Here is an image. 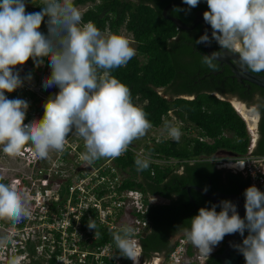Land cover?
Masks as SVG:
<instances>
[{
    "label": "clouds",
    "instance_id": "obj_1",
    "mask_svg": "<svg viewBox=\"0 0 264 264\" xmlns=\"http://www.w3.org/2000/svg\"><path fill=\"white\" fill-rule=\"evenodd\" d=\"M183 2L195 8L200 0ZM206 3L209 10L203 18L211 26L212 34L210 38L205 32L196 43L210 45L214 39L221 50L202 55V63L215 69V61L231 54L237 57L233 61L242 72L264 73V0ZM39 7V12H27L25 0H0V159H5V155L19 158L15 154L30 143L39 163L50 150L63 151L66 137L73 132L84 141L81 159L85 163L118 158L152 127L145 111L133 103L128 86L112 75L113 69L126 66L135 56V48L121 34L101 31L91 20L82 22L74 0H42ZM45 17L46 33L40 30ZM45 57L51 75L43 80L41 74L43 87L48 94L54 86L59 92L46 100L41 119L25 123L28 102L9 99L5 93L23 86L19 72L13 70L16 66L24 65L30 58L42 63ZM24 68L25 74L28 66ZM40 73L28 78L34 79ZM162 120L168 136L179 142L180 129L172 121L164 117ZM134 163L137 171H144L151 161L137 155ZM180 163L178 160L171 166ZM3 180L0 175V218L8 219L0 229L5 231L12 223L30 217L31 212L16 181ZM244 195V218L229 200L220 202L219 212L217 205L201 207L190 219V228L184 229L186 239L202 254L209 255L226 235L239 233L244 239L236 247L246 264H264V192L252 185ZM155 198L153 203L158 202ZM87 226L95 230V236L99 234L93 219L89 218ZM112 236L122 256L137 264L135 229L130 224L123 225ZM49 260L45 262V257L38 255L31 258V264H46Z\"/></svg>",
    "mask_w": 264,
    "mask_h": 264
},
{
    "label": "trees",
    "instance_id": "obj_2",
    "mask_svg": "<svg viewBox=\"0 0 264 264\" xmlns=\"http://www.w3.org/2000/svg\"><path fill=\"white\" fill-rule=\"evenodd\" d=\"M25 2L27 12L41 11L39 0ZM74 4L87 5L81 13L82 22L91 20L101 31L111 33H119L123 27L131 34L136 54L126 66L113 69L112 75L128 86L133 103L145 111L152 128L164 127V117L181 131L179 142L163 136L152 138L150 143L144 145L143 157L147 156L151 161L149 168L144 171H137L134 161L139 154L133 151L127 150L122 156L113 159L114 166L124 175L121 188L137 189L144 196L143 218L151 223V228L145 236L137 235V238L141 260L147 263L154 254L165 257L172 250L177 237L185 236L184 229L190 228V219L198 214L201 207L211 208L217 205V212L221 210L220 205L213 203L204 193L193 187H190L187 193V189L183 187L198 186L214 196L218 195L219 191L241 193L244 196L248 184L247 176L215 169L213 161L209 159L216 151L225 149L236 156H243L251 149L252 154L261 155L264 154V138L259 139L257 145L253 146L245 120L229 101L219 99L211 92L199 91V87H188L192 84L190 75L195 79V69L192 68L198 57L195 51H203L202 44L196 43L202 27L198 24L192 29H183L165 17H175L185 25H192L197 15L195 12L209 10L206 0H200L195 8H189L183 0L182 4L181 0H74ZM168 4L170 6L164 17L162 11ZM40 30L47 32L46 17ZM214 41L213 39L211 44L215 48ZM184 58L188 61H184ZM43 61L45 64L49 63L47 57L43 58ZM34 62L31 59L30 66L26 68V78L41 70ZM200 64L203 66L202 61ZM233 83L234 86L230 90L243 98V87L236 80L231 81V85ZM159 87L171 88L173 92H193L195 96L191 99H167L156 91ZM253 87L264 92V88L255 84ZM204 88L210 90L206 86H203ZM173 109L178 114L177 120L169 114ZM260 129L264 134V119L260 123ZM81 152H84L83 148ZM63 155H67V151ZM169 158L181 160L180 165L173 167L156 162ZM105 160L106 158H101L93 164L97 165ZM74 171V175L80 172L77 169ZM224 172L226 177L223 181ZM67 184L69 180L61 184V200L51 203V208L56 209V206L61 204ZM153 197L164 198L166 201L153 203L150 200ZM137 215L142 217L140 213ZM88 220L82 217L81 227H88ZM96 231L99 233L98 239L91 241L90 247L102 246L111 241L115 254L120 257L118 264H130V259L122 256L113 240L114 231H108L99 225ZM224 239L205 259V264H221L220 257L216 255L221 254ZM26 244L29 252H34L29 240ZM114 260L104 259V264H117ZM240 262L246 264L243 256ZM46 264L55 263L51 259Z\"/></svg>",
    "mask_w": 264,
    "mask_h": 264
},
{
    "label": "built area",
    "instance_id": "obj_3",
    "mask_svg": "<svg viewBox=\"0 0 264 264\" xmlns=\"http://www.w3.org/2000/svg\"><path fill=\"white\" fill-rule=\"evenodd\" d=\"M23 68L18 65L13 69L14 72H19L23 86L12 93L6 92L5 95L9 99L19 98L28 102L24 122L29 123L38 117L42 118L43 105L49 94L43 87L41 73L37 79H29L24 76ZM36 104H40L39 107ZM82 148L84 149L83 139L74 132L70 133L66 137L64 150L56 151L57 160L60 161L58 166L61 167L59 170L56 165L53 168L38 166L37 155L30 143L15 154L19 158H25V164L32 169L29 175L5 178V183L16 181L18 190L26 198L31 215L20 223H12L10 229H5L4 242L0 243V264H11L13 260L15 264H25V261L31 264V258L38 255L44 256L45 262L53 258L55 264H104V259L112 258L118 264L120 257L115 254L111 241L102 246H89L91 241L98 239L99 234L95 236L94 229L81 227L82 217L93 218L97 225L108 231H117L123 225L130 224L135 229L138 246L137 235H141L147 223L143 218V194L137 189L121 188L124 175L114 166L113 159L106 158L97 165L85 163L81 159ZM127 150L144 156L141 149H135L132 145ZM65 151L67 155H63ZM74 155L76 159L73 158ZM69 156L72 157L71 162ZM231 161L239 165L244 163L240 167L248 178L247 188L252 185L260 190L264 188V167H261L264 166V154L254 155L249 149L247 154L233 157ZM156 162L175 165L178 160L169 158ZM78 167L84 169L74 175L72 172ZM87 167L91 168L87 170ZM66 180H69V184L63 200L53 209L51 203L61 200L59 190ZM150 200L153 201L152 198ZM137 213L142 217L139 218ZM27 240L34 247L32 255L29 254ZM209 255L202 254L182 235L177 237L176 244L163 257L161 264H204Z\"/></svg>",
    "mask_w": 264,
    "mask_h": 264
},
{
    "label": "flooded vegetation",
    "instance_id": "obj_4",
    "mask_svg": "<svg viewBox=\"0 0 264 264\" xmlns=\"http://www.w3.org/2000/svg\"><path fill=\"white\" fill-rule=\"evenodd\" d=\"M195 17H194V19H195ZM198 19L203 20L204 19L203 14H201L198 17ZM193 24H194V22L192 23V25ZM198 24L202 27L201 28L202 30H205V25H202L201 23H198ZM198 24H196V25H198ZM196 25H194L192 28H194ZM189 26H191V25H189ZM208 26H209V24H208ZM210 31H211V29H210ZM211 34H212V32L210 34H208L210 38H211ZM214 43H215L214 44L215 48L212 47V44H210L208 46L209 50L212 53L214 51H220V47L217 44V42L214 41ZM195 53H198L197 54L198 57L196 58L197 62L195 61V66L191 65L192 68L195 69V79H193V77H194L193 75H190V77H191L190 80L192 81V84L188 87H194V88L199 87V89H198L199 91H208V92H211L216 97H218L219 99L229 101L235 109L237 108L236 111L245 120L243 113L236 106V103L244 105V109L246 110L247 115L249 117H251L250 118L251 120L254 119V121H252V123H254V127H252V130H249L247 127V131L249 133L252 145L253 146L257 145L259 139L264 138V134L262 133V131L260 129V123L264 119V92L261 91L259 88H254L253 87L254 84L245 80V79L240 78V81L242 82L241 83L238 80H236L237 78L235 76L230 77L232 75H235V73L231 71V70H233V68L224 61H222L221 63H220V61H215L214 62L216 64L215 69H210L205 64H203V66H201L200 61H202V54L203 55L207 54V52L204 48H203V51H195ZM184 61H188V59L184 58ZM198 61H199V63H198ZM227 61L234 67V69L236 71H238L237 66L232 62L231 58H228ZM218 71H220V72H218ZM212 72H217V73L213 74ZM254 75H258V76H261L264 78V73L254 74ZM233 80H236L238 83H240V86L243 87V90L241 92V94L244 95L243 98L240 95H238L237 92H232V90H230L234 86V83L231 85V81H233ZM203 86L210 88V90H208L206 88L203 89ZM247 86H248V88H247ZM156 91L159 94H161L162 96L166 97L167 99H172L175 97H183L186 99H191L195 96L193 92H191V93H186V92L181 93V92H176V91L173 92V89L164 88V87H159L156 89ZM173 110H175V109H173ZM173 110H171L169 114L174 118V120H177L178 114L173 115L172 114ZM246 126H247V124H246ZM233 157H240V156H236L233 152H231L229 150L220 149V150H217L216 153L214 154V156L209 160L213 161V166L215 169L223 170V171H230L232 173H240L243 177H246V174L243 172V170L241 169L239 164H236V166H228V163H232L231 158H233ZM221 160H223V161H221ZM232 164H235V163H232ZM25 166H27V165L25 164ZM19 169L22 170L21 166ZM181 170H182V166L180 168V171ZM225 177L226 176H225V172H224L222 175L223 181H224ZM188 188H190V186ZM218 193L223 194V195H238V194L224 193V192H220V191ZM216 197H218L220 199V201H223V199L231 201V199L229 197H220L219 195H216ZM239 201L242 203H245V195L242 196L240 193L239 194ZM218 246H219V244L214 246L213 247L214 250ZM138 253L140 254V248H139ZM153 257L157 259V264H161V261L163 259L162 255H159L158 253H156L152 256V258ZM151 259H149L148 261H150Z\"/></svg>",
    "mask_w": 264,
    "mask_h": 264
},
{
    "label": "rangeland",
    "instance_id": "obj_5",
    "mask_svg": "<svg viewBox=\"0 0 264 264\" xmlns=\"http://www.w3.org/2000/svg\"><path fill=\"white\" fill-rule=\"evenodd\" d=\"M39 3L42 4V0H39ZM75 6L78 7V9L80 10L81 13L87 7V5H75ZM106 32H108V31H106ZM118 34H121V35L127 37L131 41V46L133 48H135V42L133 41L131 34L128 33L123 27L119 30ZM29 61L31 62V58H30V60H28L22 66L23 67H27V66L29 67L30 66V62ZM34 64L41 67V70H39L38 73L41 72V74L43 76V80L51 75V69L49 67V63L45 64L44 61L42 63H40L38 61H35ZM58 92H59V88L58 87L54 86V87L49 88V96H51V95H53L55 93H58ZM36 105L39 107L40 104H36ZM240 105L242 106V108H244V105H242V104H240ZM241 106L238 107V108H240L239 110L243 113ZM43 114H44V109H43V111L41 113L42 117H43ZM243 116L245 118V121H246L248 129L252 130V127H254V123H252V121H254V119L251 120L250 119L251 117H249L246 112L243 113ZM37 119H41V117H38ZM163 136L169 137L168 133H167V130L164 127H158V128H152L151 127V129L148 130L147 134L144 137H142L140 139H137V140H134L132 143L134 144V146H136L138 148H144V145L147 144V143H150L151 142L150 140L152 138L158 139V138L163 137ZM73 158L76 159V155H74ZM69 160H70V162L72 161V157L71 156H69ZM221 161H223V160H221ZM59 163H60V161L57 160V152L54 151V150H50L48 157L45 158V159H40V161H39V163L37 165L41 166V167H45V168H49V167L53 168V166L56 165L58 167V170H59L61 168L60 166H58ZM234 165L236 166V164L228 163V166H234ZM20 166H21L22 170L19 169ZM28 167L25 166V159L21 160V159H19L17 157H9V156L5 155V159H0V175H2L4 177L3 182L6 181L5 178H7V177L12 178V177H16V176L20 177V176H23V175H29L30 174V170L32 168H31V166H28ZM64 169L67 170V167H64ZM7 220L8 219L0 218V227L5 225L8 222ZM3 233H4V229L1 228L0 229V243L4 242ZM138 251H139V247L136 246L135 255L137 257V264H157V259L154 258V257L149 262L144 263L141 260V256L138 253ZM131 264H133L132 260H131Z\"/></svg>",
    "mask_w": 264,
    "mask_h": 264
},
{
    "label": "water",
    "instance_id": "obj_6",
    "mask_svg": "<svg viewBox=\"0 0 264 264\" xmlns=\"http://www.w3.org/2000/svg\"><path fill=\"white\" fill-rule=\"evenodd\" d=\"M170 4H174V3H170ZM170 4H168L167 6L164 7L163 11H162V15L164 16L165 13H166V10L167 8L170 6ZM177 4V3H175ZM181 4H182V0H181ZM179 4V5H181ZM197 13V16L195 17V19L192 21L194 22L193 25L191 26H187L185 25L180 19L178 18H175V17H165V18H168L170 19L171 21H173L178 27L180 28H183V29H191L194 25L198 24V23H201L202 25H205V30H202L201 29V32H200V37L202 35L205 34V32H207V34H210L211 31H210V27L208 26V24L205 22V20H199L198 17L203 14L202 11H198V12H195ZM218 44V43H217ZM203 48L206 50L207 52V55H211L212 52L209 50V44H202ZM220 47V46H219ZM221 50V49H220ZM201 54V53H200ZM203 55V54H202ZM228 58H231L232 62L234 63L233 59L234 58H237V57H234L232 56L231 54H226V56L223 58L222 61L226 62L227 64H229L233 70H231L232 72L235 73V75H232L230 77H233L235 76L239 82L240 81V78L242 79H245L261 88H264V78L261 77V76H258V75H254L250 72H242L238 67V71H236L234 69V67L227 61ZM220 61V63L222 62ZM235 64V63H234ZM220 65V64H219ZM236 65V64H235ZM237 66V65H236ZM221 71V70H220ZM218 71V72H220ZM213 74L217 73V72H212ZM242 83V82H241ZM248 88V86H247ZM172 114L173 115H177V112L176 110H173L172 111ZM230 155V154H229ZM91 167H87L86 169L89 170ZM84 169V168H83ZM78 171L81 170V168L77 169ZM190 187H194L196 188L197 190H199L200 192L204 193V196H207L208 198H210L213 203H217L220 205V199L214 195H212L211 193L207 192L205 189L203 188H200V187H197V186H190ZM183 188H186L187 189V193H188V187H183ZM262 192H264V188L261 190ZM220 197H229L231 199V202L234 203L236 206H237V211L239 213V215L241 216V218H244L245 215H246V210H245V203H242L239 201V194L238 195H223V194H219L217 193ZM189 196V194H188ZM156 201H160V202H165L166 200L164 198H155ZM191 200V198H190ZM151 228V223L148 221L146 223V225L143 227L142 229V232H141V236H145L147 234V232L150 230ZM247 231H246V234L244 236H247ZM244 237H242L239 233H235V234H228L225 236V239H224V243H223V250L221 252L220 255H216V256H219L220 259H221V264H242L240 262L241 258H242V254L238 251L236 245H239L242 243ZM215 257V256H214ZM205 264V263H204Z\"/></svg>",
    "mask_w": 264,
    "mask_h": 264
},
{
    "label": "bare ground",
    "instance_id": "obj_7",
    "mask_svg": "<svg viewBox=\"0 0 264 264\" xmlns=\"http://www.w3.org/2000/svg\"><path fill=\"white\" fill-rule=\"evenodd\" d=\"M236 105H237V107H240V104L236 103ZM241 108H242V106H241ZM239 109H240V108H239ZM242 111H243V113L246 112L244 108H242ZM234 166H235V165H234Z\"/></svg>",
    "mask_w": 264,
    "mask_h": 264
}]
</instances>
